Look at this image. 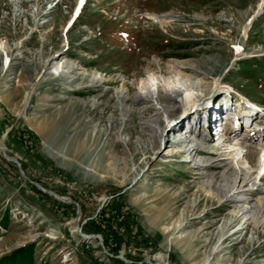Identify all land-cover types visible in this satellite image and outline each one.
<instances>
[{
  "label": "rangeland",
  "instance_id": "obj_1",
  "mask_svg": "<svg viewBox=\"0 0 264 264\" xmlns=\"http://www.w3.org/2000/svg\"><path fill=\"white\" fill-rule=\"evenodd\" d=\"M258 2L0 0V258L32 245L34 264H264V112L219 149L198 131L223 121L218 82L264 106ZM193 106L200 172L171 136ZM163 112L161 141L143 123ZM234 173L258 226L216 191Z\"/></svg>",
  "mask_w": 264,
  "mask_h": 264
},
{
  "label": "bare ground",
  "instance_id": "obj_2",
  "mask_svg": "<svg viewBox=\"0 0 264 264\" xmlns=\"http://www.w3.org/2000/svg\"><path fill=\"white\" fill-rule=\"evenodd\" d=\"M262 5H263L262 0H259L256 8L260 9L262 7ZM152 17H153V19L157 20L160 24H164V22L166 20L165 17H163L161 19H160V17H157L155 15H153ZM5 56L8 58V55L5 54ZM7 58L5 60L6 61L5 64L7 63V60H8ZM183 65L184 64H170L169 65V71L175 75V78L178 77V78H182V80L183 79L186 80L188 78L187 74H189L191 72L188 71L189 67H186ZM172 92H174V91H172ZM182 96L184 97L183 99L185 101H190V102L193 101V99H192L193 96L189 92H187V93L184 92ZM154 100H157V102H159V104H160V101H159V99H157V97ZM218 104H219V106H222L220 103H218ZM185 107H187V106H185ZM204 108H207V110H208L210 108L209 104ZM222 108H224V106H222ZM196 110H197V108H195V111ZM185 112H186L185 114H187V116L184 118V120H185L184 124H186L187 127L189 126V124H196L199 122L193 116H192L193 118H191V117L189 118L188 112L187 111H185ZM190 114L193 115V112ZM223 114H224L223 116L228 115V112L227 113L225 112ZM168 115H169L168 113L163 112L159 118L157 117V118L149 119L143 123V125L152 133V135L155 139H160L161 141L163 140V134L165 133V126L163 125L162 121L168 120L169 116H170V115L169 116ZM159 119H162L161 123L159 122ZM182 120L179 123H182L183 122ZM198 120H200L204 123L206 122L202 118L198 119ZM223 121H221L220 123L223 124ZM169 125H171V124H169ZM194 129H196V128H194ZM234 135L235 134H233L232 137ZM210 137H212L211 140H214V137L212 135ZM225 142H230V140L226 139L223 143H225ZM193 143H194V141H189L188 143H186V149L183 151L176 152V155H178V154L188 155L189 156L188 162L190 164L193 163L194 171H198V172L205 171L207 169L206 165L201 164V166H200V163L195 161L199 158V156H201V152L198 150V148L196 146H193L194 145ZM224 147L225 146H223L222 151H225ZM204 153L206 154V152H204ZM204 153H202V155ZM213 153H217V151L213 150ZM213 153H207V155H212ZM7 158H9V157H7ZM221 180H222V184H220V186H218V185L216 186V191L218 192V194L221 197L223 196V198H224L225 195H227L228 191H233L234 193L231 196H226V197L233 204L235 210L237 211L236 216L241 217V219H243V220L246 219L247 220L245 222L246 226H248L250 224H254V225L258 226L260 224V222H259L260 218L258 216L260 215L262 208L258 204H252V200L250 199L249 191L245 190L247 185L245 184L244 178L242 176L238 175L237 173H234L233 178H230L229 176H224V175L220 176V181ZM212 183H213V178H210L208 180V186L212 185ZM52 195L55 198H60L56 194H52ZM231 224H233V223H230L229 225H231Z\"/></svg>",
  "mask_w": 264,
  "mask_h": 264
},
{
  "label": "trees",
  "instance_id": "obj_3",
  "mask_svg": "<svg viewBox=\"0 0 264 264\" xmlns=\"http://www.w3.org/2000/svg\"><path fill=\"white\" fill-rule=\"evenodd\" d=\"M242 67L249 68L250 66ZM1 223L2 226L6 227L8 224L7 219L5 218ZM33 254V246L25 245L11 252L7 256H2L0 258V264H34Z\"/></svg>",
  "mask_w": 264,
  "mask_h": 264
},
{
  "label": "water",
  "instance_id": "obj_4",
  "mask_svg": "<svg viewBox=\"0 0 264 264\" xmlns=\"http://www.w3.org/2000/svg\"><path fill=\"white\" fill-rule=\"evenodd\" d=\"M50 194H52V193H50Z\"/></svg>",
  "mask_w": 264,
  "mask_h": 264
}]
</instances>
